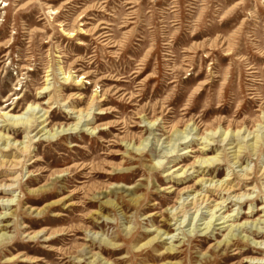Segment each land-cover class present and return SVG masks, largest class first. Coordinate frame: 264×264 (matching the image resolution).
<instances>
[{"label": "rangeland", "instance_id": "1", "mask_svg": "<svg viewBox=\"0 0 264 264\" xmlns=\"http://www.w3.org/2000/svg\"><path fill=\"white\" fill-rule=\"evenodd\" d=\"M99 26L108 28L98 34L108 31L117 45L109 48L96 35L81 34L82 28ZM218 38L227 43L218 45ZM228 44L230 54L224 55ZM44 86L49 91L41 93ZM51 95L53 103H43ZM94 95L105 100L93 107L91 129L84 124L49 140L35 136L37 123L29 137L24 128L10 131L18 141L32 138V145L14 173L21 174L18 188L0 195L14 196L13 205L0 207L12 213L2 223L12 224L6 231L13 236L0 246V264H249L253 257L264 258V145L257 155L242 152L233 165L236 148L216 141L203 154L200 139L205 127L264 125V0H0V129L9 123L4 112L19 114L37 102L54 106L47 128L75 122L67 110L87 108ZM150 111L146 121L156 119L158 125L152 134L142 121ZM197 123L201 130L189 134ZM171 125L173 134L167 131ZM141 138L144 153L127 148ZM187 148L192 152L181 155ZM217 154L222 161L217 167L197 171L196 157ZM76 165H84V173ZM186 165L192 176L172 177ZM249 167L255 172L240 191L250 197L239 204L228 199L209 230L203 228L213 207L202 208L195 220L190 215L180 227L171 218L180 197L190 200L205 190L207 183L198 181L202 175L232 179ZM65 169L74 170L57 175ZM99 192L104 198L98 201L93 195ZM133 196L136 203L128 201ZM108 198L122 208L103 203ZM220 214L233 215L219 224ZM155 228L170 234L140 248L156 235ZM40 230H46L42 237H28ZM89 230L96 234L87 236ZM247 249L259 252L235 253ZM21 254L42 261H22Z\"/></svg>", "mask_w": 264, "mask_h": 264}, {"label": "bare ground", "instance_id": "2", "mask_svg": "<svg viewBox=\"0 0 264 264\" xmlns=\"http://www.w3.org/2000/svg\"><path fill=\"white\" fill-rule=\"evenodd\" d=\"M99 27L98 28L94 27L93 28V30H95L94 32L91 29L89 30V29L82 28L83 32H81V34L96 35L95 39L100 44L106 45L109 48L117 45L113 41L112 36L110 33H108V31H102L98 34V32L100 30L106 29L108 27L107 26H102L100 28ZM64 31L67 32V30H64ZM67 33L68 34L72 33V35L74 34V32H72V31H68ZM216 42L218 45H221L222 47L227 43L225 41V39H219V38L216 40ZM223 50L227 52L224 55H229L230 54L229 51H231L230 44H228V46H226V48H224ZM63 73L65 74V76L63 78H65V80H67V82H68V80H72V76H71L69 71L63 72ZM49 75L50 74H47L46 76H49ZM80 82H81V79L75 80V83H77V84ZM48 88H49L48 86H44L40 90V92L46 93L47 91H49ZM76 95L77 94H75L74 96H76ZM98 95H94L93 98H91V102L87 108L76 109V107H73V108L68 109L67 112L70 113V117H74V119H76V121L65 124V125L60 124V125H58V127L53 126L52 128H47L50 125L49 118H50V113H51L52 109L54 108L53 105H48L47 107L46 106L41 107V104L38 102L37 103H29L27 108L25 109V111L22 113H19V114H9V112L3 113L4 118L7 121H9V123L4 125L0 129V145L2 143H5L4 147L1 148V146H0V177L4 176L2 179H0V195L12 193L13 191H15V189L18 188V186H16L15 184L17 183V185H19V183L21 181V178H20L21 174L19 173V174L14 175V173L17 172L18 166H24V164H25L24 159L27 155H30V152H31L32 138H30L29 140H26V141L25 140L18 141L15 139V137H12V135H10V131H13V134H16L14 132L15 128H17V127L18 128L19 127L24 128L27 132L26 137H29L28 135H29L30 130L33 128L34 124L37 123L36 127H38V129H37L35 136L39 135V139L44 136L46 139L49 140V139H54L55 137L59 136L62 132L66 131V130H72V129L75 130L76 128L81 127L84 124H85L86 129H87L88 128L87 126H89V124L93 120V117H92V119H90V117L93 114V107L94 106L100 107L99 104L105 100L103 97H101L99 99ZM76 97L82 98L81 94H78ZM54 99H55V97H53V95H51L43 103L51 104V103H53ZM57 101H59V100L57 99ZM66 103H68V102L64 101L62 104H66ZM41 112H43V113H41ZM99 113H105V111L103 109H101L99 111ZM151 113H153V111L145 112L144 115L142 116V119H143L142 121L145 122L148 119L147 116ZM261 113H263L262 119H264V107L262 108V106H261ZM73 114H77V115H73ZM152 115H154V114H152ZM146 123L147 124H145L144 127H146V130L150 129V131H151L150 134H152L153 130L158 127V125H156V119L146 121ZM254 125L257 126L255 129L253 128L254 126H249L246 124V125L238 126L235 130H232L230 128V126H227L225 129H224V127H221V126L220 127L219 126L213 127V128L205 127L203 129V131L201 132V136H200V139H202V141L204 140L202 142L204 145L201 148L203 154L210 151L214 147L213 146V145H215L214 142H216V141L217 142H225L226 141V144L231 145V147L229 146L230 148H236L234 150V158L232 159L233 165L239 163V161L243 157L242 152L250 151V152H253L255 155H257L258 151L260 150L262 145H264V125H262L261 121H258V123L254 124ZM65 126H66V129H64ZM164 127H166V126H164ZM58 128L61 129V131H58ZM91 128L92 127H89L88 129H91ZM174 128H175L174 125H171L168 127L167 131L171 132V130H172L171 134H173L175 132ZM196 128H198L197 131L201 130L199 123L196 124L195 128L190 129L189 134H191V132ZM94 129H96V128H94ZM94 129H92V132L94 131ZM194 133L196 134V132H194ZM185 138H187V137L186 136H180L179 137V139H185ZM11 139H14V141L11 142ZM192 139L193 138H191V140H189V141L180 142V143H186L187 144V143L191 142ZM145 140H146L145 138H141L139 140L137 146L136 145L134 146V144L130 143L127 145V148H129L131 146V150L144 153L145 147L144 146L142 147V145H144ZM234 143H235V145H233ZM7 146H10V147L16 146V148H17L16 152L15 153L8 152V150H6ZM208 146H210V147H208ZM176 147H178V146H176ZM183 149H185V148H183ZM188 152H192V149L187 148L186 151H184L181 155L188 153ZM170 153H172V151L171 152L169 151L166 154L169 155ZM173 155L174 154H172L170 156H173ZM8 156H11V157H8ZM20 156H21V158H19ZM223 156H224V152H223ZM36 160H37V158H35L33 161H31L29 165H32L33 163H35ZM221 162H222L221 156L217 154V155L208 156V157L207 156L206 157H196L194 164L197 163L198 164V170L197 171H200L199 169H202L201 173L204 174L205 169L209 170L212 167L213 168L217 167V165H219ZM162 164H163L162 160H158L156 162L157 167L162 166ZM233 165H232V167H233ZM180 167L181 166H178L175 169H178ZM183 167H181V169ZM76 168L77 169L79 168V171H82L81 174L84 173L83 170L86 169V167L84 165L83 166L76 165L74 167V169L77 170ZM187 168H188V165H186L181 172H180V170H179V172H176V174L174 176H172V174H169V175H171L174 178H178L179 181H182L183 178H187V177H190L193 175V173L187 174L189 169L195 168V167H193V164H191L189 169H187ZM251 169L252 168H250V167H249V169L243 168V173L237 174L236 176H234V178H232V179L231 178H224V179L218 180V181H214L213 180L214 177L211 179H206V178H204V175H202V177H200L198 179V181L201 184L207 183V185H203V187H205L203 189H205V190L201 191V192L197 191L190 200H189V198L180 197V199L182 201L179 202L180 203L179 205L172 207L171 218L175 219L177 223L179 222L178 226L180 227V225L185 223V221L187 220V217L192 218V216H190V215H194V220H195L197 218L199 212L200 211L202 212V208L213 207L212 209H209L207 211L208 214L210 215V219L208 222H206V225L203 228V229L209 230L211 227V224H212V220L214 217H216V214L219 211H221L224 207L228 206L229 203L226 204V201L228 199H231V201L233 200L239 204L242 201L243 197H246L247 199L250 197L251 193H247V191L241 192L240 190L243 188V183H247L248 180L251 179V175L254 174L255 171H250ZM73 170L65 169V171H61L57 175L71 174L73 172ZM193 171H195V170H193ZM260 171H261L262 177L264 178V166H263L262 170H260ZM234 172H235V170L233 168L231 174H234ZM248 174H250V175H248ZM118 190H120V188H116V191H118ZM188 190L189 189H186L185 191H188ZM32 191H35V192L41 191V189L40 188L39 189H33ZM251 191L254 192V190H251ZM123 192H128V194H129V193H131V190L130 189H124ZM214 196H218V198H215ZM13 197L5 198V197L0 196V207L1 206L2 207H8L9 205H13V204H11L14 201ZM134 197L135 196L129 198L128 201L130 203H134V202L136 203L137 197H135V198ZM93 198H95L99 201V200L103 199L104 196L101 197V192H99L98 195L94 194ZM17 201H18L17 202V204H18L20 201H19V199ZM212 202H213V204H212ZM103 203L111 205V206L115 207L117 210L122 208V206H119V204H115V202L111 198L104 200ZM68 205H73V204L69 203ZM33 210L37 211V214H40V212H41V211H38L37 208H34ZM153 214L154 213H151L150 215H153ZM62 215H65V214H62ZM232 215L233 214H225V215L220 214L219 217L215 220L223 219V221L219 222V224L225 223L228 221V220L225 221V219H227L228 217H230ZM0 217H2V218H0V222H1L0 223V246H1L2 244L6 243V242L12 241V239H13V236L9 235L8 232L6 231L12 224L9 225V223H5V224L2 223L4 221V219L12 217V213L7 212V211L0 212ZM190 218H189V223H187V224H190ZM246 222H249V221H246ZM187 224H185V226ZM237 226H239V225L231 224V229H233V227L235 229ZM240 227L246 228V226L240 225L238 230L240 229ZM132 228L133 227L129 225L125 229L130 232V230ZM231 229H230V231H231ZM45 231L46 230H40L39 232H34V233L28 232L27 234H28V237L30 236L31 240H35L39 236L42 237L44 235L43 232H45ZM192 231H194V230H192ZM90 232H91L90 230L86 232L87 236L91 237L94 234H96V232H93V233L91 232L92 234H90ZM154 232H156V235L153 236L151 239H149L148 242L141 245L140 248L150 247L153 243H155L160 238H162L163 235L168 236L170 234V232H168L167 230L163 231L160 228H155ZM41 233H43V234H41ZM257 233H255V234H257ZM61 234H67V232H63ZM228 235H229V233H228ZM234 235L236 236V234H233V232H232L230 237L227 236L226 242H228V237L231 239V237H233ZM257 235H259V234H257ZM169 237H171V236H169ZM50 239L51 238H47L46 241H49ZM256 244L260 245L262 243L257 242ZM166 250L171 252L174 250V246L171 244L170 246L167 247ZM251 251L255 252V253L259 252V251L247 249L245 252L236 250L235 253L236 254L237 253H248ZM21 256H23L22 261H28V260L32 261V262L42 261V258L28 257L24 254H21ZM163 256L169 257L171 255L170 254H164ZM16 258H20V257H16ZM94 261H95V259L91 260V263H94ZM105 263H109V262L106 261ZM249 264H264V258L253 257V258H251V260H249Z\"/></svg>", "mask_w": 264, "mask_h": 264}]
</instances>
